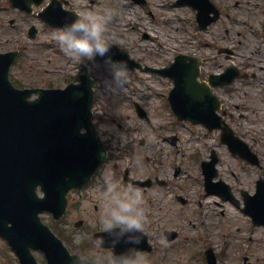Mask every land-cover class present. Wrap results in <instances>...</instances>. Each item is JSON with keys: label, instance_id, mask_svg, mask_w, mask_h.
Here are the masks:
<instances>
[{"label": "rangeland", "instance_id": "1", "mask_svg": "<svg viewBox=\"0 0 264 264\" xmlns=\"http://www.w3.org/2000/svg\"><path fill=\"white\" fill-rule=\"evenodd\" d=\"M70 1L78 10L102 9L105 6L116 8L118 18L109 26V33H116L115 43L143 66H168L177 53L202 56L207 60L202 65L201 75L207 78L210 73L223 72L230 63L224 53L219 52L220 48L232 46L238 54L248 56L246 42L262 48L261 54L251 56L264 64V43L259 40L260 35L264 36V0H214L220 6H226L231 16H226L227 11L224 10L221 19L206 31L198 29L195 11L188 5L178 4L177 0H147L146 3L130 0L123 8L119 7L120 0ZM2 2L0 52L21 50L20 59L12 69V74L20 77L21 84L64 86L67 81L74 80L83 70L84 62L62 51L63 55L54 53L59 49L53 39L58 30L45 27L35 14L13 9L7 0ZM129 9H132L131 14ZM12 18L14 22L10 24ZM32 23L40 28L34 40L27 35ZM240 59L236 56L234 62L239 65ZM257 71L258 79H239L232 86L218 87L215 91L223 102L221 114L223 111V117L236 134L258 153L262 168L250 165L233 154L221 141V130L209 131L202 125L177 120L168 102V93L173 86L170 78L136 68L131 70L127 89L118 95H110L101 89L98 76L94 77L98 86L95 120L100 130L107 126L102 133L112 149L109 162L99 169V179L89 188L90 199L83 200L81 204L79 200V204L74 203L81 192H73L62 220L56 221L47 213L43 214V219L61 235L72 251L83 254L82 231L87 222L97 224L107 199L103 180L110 176L118 186V194L128 186L139 189L144 197L146 214L152 211L157 217L153 221L148 219L146 225V230L155 229L154 242L160 245L152 254L157 261L155 264H205L202 256L194 257L198 250L201 252L203 245L213 247L219 264H264V227L254 225L241 210L244 203L241 190L254 193L256 180L264 175V72ZM136 101L147 110V118L138 116L134 106ZM120 132L127 134L125 142H121ZM173 135L178 136L176 144L170 140ZM114 144L121 151H117ZM211 150L218 153L219 177L232 186L240 199V208L218 194L204 191L201 162L209 158ZM176 167L181 168L178 174ZM126 170H130L134 178L160 177L168 184L150 188L133 185L123 179ZM176 192L186 196L190 203L184 206L178 202ZM150 199L154 200L156 208L151 206ZM163 214V217H158ZM80 219L85 220L84 228L76 226ZM195 224H198L196 232ZM161 225L184 229L180 241L170 243L164 239L158 232ZM175 244L176 250L171 249ZM97 249L95 246L93 251L98 253ZM35 254L41 264L46 263L40 252ZM0 264H19L1 238Z\"/></svg>", "mask_w": 264, "mask_h": 264}, {"label": "water", "instance_id": "2", "mask_svg": "<svg viewBox=\"0 0 264 264\" xmlns=\"http://www.w3.org/2000/svg\"><path fill=\"white\" fill-rule=\"evenodd\" d=\"M118 50L121 55L115 57L126 60L133 68L136 62L125 50ZM14 59L15 52L0 53V231L22 264H38L31 249L43 250L48 264H67L69 257L76 255H70L62 241L42 223L39 213L48 210L56 218L62 216L67 193L87 183L106 158L107 151L91 119L94 80L86 71L80 83L65 89H19L9 79ZM160 71L175 82L170 101L180 119L202 122L210 129L221 127L222 139L230 148L252 159L246 145L227 125L222 126L216 113L220 107L218 96L208 83L197 79L198 60L180 55ZM223 76L213 75L211 83H229L235 77L228 73ZM33 92L38 96L30 99ZM213 157L203 162L210 191V182L217 174V158ZM38 186L44 192L42 197L37 193ZM245 196L246 211L254 221L264 222V181H259L255 195ZM209 261L216 264L211 253ZM80 264L91 263L82 260Z\"/></svg>", "mask_w": 264, "mask_h": 264}, {"label": "clouds", "instance_id": "3", "mask_svg": "<svg viewBox=\"0 0 264 264\" xmlns=\"http://www.w3.org/2000/svg\"><path fill=\"white\" fill-rule=\"evenodd\" d=\"M129 3L130 0H120L119 7L123 8ZM117 18V9L112 6L81 9L74 19L65 21L53 34V39L61 51L84 62L90 77L98 76L101 89L110 95L124 92L131 74L128 62L122 58H114L112 51L117 34L109 33V26ZM97 57L103 58L102 61L97 60ZM106 127L103 126L101 131H105ZM119 135L121 142H125L127 134L120 132ZM103 186L107 199L98 217V223L102 227V233L107 234L106 237L102 236V239H108L107 246L111 251L88 258L92 260V264H150L147 255L139 247L148 224L143 194L132 186L118 194V186L110 176L104 177ZM117 245L122 247L118 250ZM84 258L83 255L69 257L67 264H80Z\"/></svg>", "mask_w": 264, "mask_h": 264}, {"label": "flooded vegetation", "instance_id": "4", "mask_svg": "<svg viewBox=\"0 0 264 264\" xmlns=\"http://www.w3.org/2000/svg\"><path fill=\"white\" fill-rule=\"evenodd\" d=\"M47 2L48 3H50V2H52V0H47L46 1V3H44V5L42 6V7H40L38 10H37V14H38V12L42 9V8H44L45 6H46V4H47ZM54 7L57 9V10H59V11H61V9H62V7L64 8V9H71V10H76L75 8H74V5H72V2L70 1V0H54ZM78 11V10H77ZM233 52H234V50H232V54H233ZM261 52V51H260ZM253 53V52H252ZM232 56V55H231ZM258 61V60H257ZM253 66H257V63L255 62V61H253V62H249V63H246L245 65H244V67H245V69L246 70H248V71H250L251 72V78H256L258 75H252V70H253ZM261 66V65H260ZM262 67V66H261ZM151 206H153L154 208H156V203L154 202V200H151ZM161 206V205H160ZM149 218V220L150 221H153L154 220V218L156 219L157 217L155 216V214H154V212H152V211H150V213L147 215ZM164 216V214L163 215H161V216H158V217H163ZM168 218V217H167ZM166 218H164V220H165ZM160 222V221H159ZM99 224V223H98ZM162 224H164L163 222H162ZM159 233L162 235V237L164 238V239H166L168 242H171V243H178L180 240L179 239H181V232H182V229H180L179 230V227L178 226H176L175 228H172V230L173 231H176L177 232V234H175V235H173V234H170V233H168L167 232V230H168V227H164V226H160L159 227ZM155 229L154 228H152V230H149V229H147L146 230V233H147V236H148V242H149V250L148 251H146V255H152L155 251H156V246H160L158 243H155L154 241V234H153V231H154ZM95 232H99V231H102V227H101V225L99 226L98 225V227L94 230ZM94 232V233H95ZM87 233V235L89 234V232H86ZM94 235V234H93ZM178 241V242H177ZM176 247H177V244H175V245H172L170 248L171 249H174V250H176ZM168 249V248H167ZM106 251L105 252H102L101 251V249H99V252H98V256L99 255H103V254H106V253H108V252H110V249H105Z\"/></svg>", "mask_w": 264, "mask_h": 264}, {"label": "bare ground", "instance_id": "5", "mask_svg": "<svg viewBox=\"0 0 264 264\" xmlns=\"http://www.w3.org/2000/svg\"><path fill=\"white\" fill-rule=\"evenodd\" d=\"M131 11H132V9H129V12H130L129 14H131ZM152 14H154L153 11H152Z\"/></svg>", "mask_w": 264, "mask_h": 264}]
</instances>
